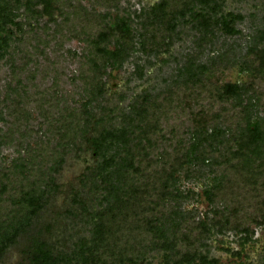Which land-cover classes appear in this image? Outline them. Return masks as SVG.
<instances>
[{
  "label": "rangeland",
  "instance_id": "374dc122",
  "mask_svg": "<svg viewBox=\"0 0 264 264\" xmlns=\"http://www.w3.org/2000/svg\"><path fill=\"white\" fill-rule=\"evenodd\" d=\"M51 1L52 18L39 0L1 3L3 232L22 219L23 193H36L44 205L0 264H28L33 236L64 253L91 241L92 220L110 197L87 138L120 127L127 137L114 148L109 172L124 189L136 183L155 193L165 182L166 197L155 199L164 217L159 235L176 241L177 251L194 245L218 264H264V223L249 221L264 201V0H220L210 19L196 0ZM162 1L166 10L154 16ZM190 10L208 13L195 20ZM227 13L241 16L233 31L219 19ZM116 16L128 31L113 29ZM106 30L103 47L123 53L95 51ZM227 83L242 93L223 96ZM254 126L263 133L259 151L241 156ZM132 158L137 170L126 166ZM157 235L139 238L135 264L162 263Z\"/></svg>",
  "mask_w": 264,
  "mask_h": 264
},
{
  "label": "trees",
  "instance_id": "16d2710c",
  "mask_svg": "<svg viewBox=\"0 0 264 264\" xmlns=\"http://www.w3.org/2000/svg\"><path fill=\"white\" fill-rule=\"evenodd\" d=\"M2 1L0 0V50L5 43V35L3 31L2 21L5 14L2 12ZM43 5V13L45 16L52 18L55 8L51 0H39ZM206 11L211 10L208 15L210 17L219 13L221 8L220 0H196ZM167 3L162 1L151 8L154 16L161 15L166 10ZM208 13V12H207ZM198 10H190L191 16L197 19H204L207 15ZM241 16L227 13L223 15L220 21L225 29L233 31L232 25L234 19ZM113 29L119 32L128 31V24L124 17L116 16L112 25ZM109 39L108 30L99 33L95 40V51L101 56H110L116 53H123L121 48L115 49V52H109L103 47V44ZM124 51V50H123ZM123 55V54H122ZM120 55L117 56V59ZM260 62H264V50L258 53ZM95 65V64H94ZM96 66V65H95ZM223 96H239L242 93V87L237 84L227 83L221 87ZM71 124L68 122V125ZM257 128L254 126L249 130L247 140L241 144L239 155L244 156L251 150L252 153L259 151L258 140L261 139ZM127 137V131L124 127L103 129L96 136L87 138L89 148L92 155L96 159L95 175L99 178L100 184L106 191L110 200L102 212H97L94 220H92V238L90 242L83 240L75 250L71 253L57 252L54 246L42 239L40 236L30 238V243L25 250L26 260L28 264H135L133 255L137 252L135 246L139 245L141 237L150 234H158L161 239L158 243L163 249V261L161 264H191L197 257L202 264H218L217 260H209L207 256H199L196 253L195 246L187 247L182 251H177V243L168 239L165 235H159V223L164 219L162 217L161 205L158 198L166 197L168 188L164 185L161 190L151 192L150 189L142 184H131L126 189L122 185H118L113 180L112 169L114 160V148L123 143ZM59 159V158H58ZM57 160V158L55 159ZM58 161V160H57ZM20 167L22 164L19 165ZM126 166L137 170L134 160L128 159ZM32 191V190H31ZM117 192V193H116ZM21 193V191H20ZM22 194V193H21ZM158 194V198H157ZM162 194V195H161ZM117 196V197H115ZM253 197V196H252ZM22 199L21 208L25 211L22 219L12 220L10 223L11 231L3 232V226L7 221L0 219V257L6 249L16 242L17 237L26 233L32 225L33 220L38 216L44 205L42 197L36 193L26 192L20 195ZM156 199V200H155ZM264 201L258 203L256 212L249 218L251 223H264ZM20 214V213H19ZM18 214V215H19ZM3 215V214H2ZM1 216V215H0ZM258 217V218H257ZM141 218V219H140ZM139 219V220H138ZM248 234V229H244ZM161 233V232H160ZM140 238V239H139ZM191 241L190 235L183 236V240ZM151 248V247H149Z\"/></svg>",
  "mask_w": 264,
  "mask_h": 264
}]
</instances>
